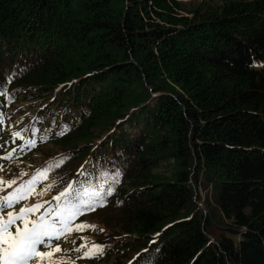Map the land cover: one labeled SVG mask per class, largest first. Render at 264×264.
Returning <instances> with one entry per match:
<instances>
[{"label":"trees","instance_id":"obj_1","mask_svg":"<svg viewBox=\"0 0 264 264\" xmlns=\"http://www.w3.org/2000/svg\"><path fill=\"white\" fill-rule=\"evenodd\" d=\"M257 61L264 0H0V180L17 181L0 195L62 161L16 205L39 215L69 184L86 203L119 170L105 206L72 224L105 232L76 230L59 264H103L109 247L75 249L121 236L128 264H264Z\"/></svg>","mask_w":264,"mask_h":264},{"label":"snow or ice","instance_id":"obj_2","mask_svg":"<svg viewBox=\"0 0 264 264\" xmlns=\"http://www.w3.org/2000/svg\"><path fill=\"white\" fill-rule=\"evenodd\" d=\"M11 82L12 77H7L6 83L10 84ZM0 96L7 97L9 101L12 99L8 97L7 88L3 86H0ZM2 115L0 114V125L3 124ZM12 137L15 142L17 138H21V133L13 132ZM26 146L34 147L35 141H27ZM0 158L10 160L12 152L10 151L6 156ZM59 163L37 170L31 179L19 184L8 194L0 195V264H33V262L43 264L45 260H48L49 264H53L54 253L62 251L59 244H54V241L66 238L74 230L73 221L82 212L85 210L95 211L97 207L105 206L107 197L112 194L115 185L120 181L121 172L117 170L114 175L108 178L110 182L106 188L101 185L89 193L90 198L86 203L82 200L80 191L69 184L66 189L53 198L56 201L55 206L51 202H46L48 207L39 215H36L37 212L44 208V205L40 203L32 207L22 206L17 212L16 205L35 193V188L39 183L37 177L46 178V174L54 167L59 166ZM0 170H2V166H0ZM22 175H26V173H22ZM105 175L107 176V174ZM16 184L15 179L7 182L0 180V193H4L7 188ZM86 227L94 229L95 226L80 224L75 226V230H83ZM85 247L86 245H82L75 249L77 252H82L80 258L98 259L104 253L103 245H93L87 251H84Z\"/></svg>","mask_w":264,"mask_h":264},{"label":"rangeland","instance_id":"obj_3","mask_svg":"<svg viewBox=\"0 0 264 264\" xmlns=\"http://www.w3.org/2000/svg\"><path fill=\"white\" fill-rule=\"evenodd\" d=\"M181 1H183V2H188V1H192V0H181ZM198 1H200V0H198ZM264 64V62H262V61H257V62H255V65L257 66V67H262V65ZM35 162H37V163H42V164H46V163H48V161H46V159L44 160V159H40L39 157H36L35 158ZM68 170L67 169H62L61 170V176H59L57 179H56V181L57 180H59V182L62 180V177L64 176V174L67 172ZM61 183V182H60ZM200 192H201V197L203 198V199H205L206 197H207V192L208 191H204V190H202V189H200ZM20 209V208H19ZM19 209H17V212L19 211ZM88 223V225L87 226H89V222H87ZM90 225H93V226H95L94 228H96V227H99V225H98V222H97V224L96 223H94V224H91L90 223ZM73 227V231L70 233V234H68L67 236H66V238H63V239H61L59 242H54V244H56V243H58L59 244V246H60V248L62 249V248H65V247H72V246H74V243H75V241H76V239L79 237V234L82 232H79V231H76L75 230V226H72ZM101 229H103L101 226L99 227V230L101 231ZM102 232H105V230L103 229V231ZM107 232V231H106ZM106 234V233H105ZM84 238H86V239H88V242L89 241H92V238H90V237H85L84 236ZM134 239V238H133ZM132 238H127V237H125V236H121V247H117V246H115L116 245V243L115 242H111V241H109V242H107V243H105V245H104V249L106 248V247H109V249H112L111 251H115V252H113L112 253V257H111V259L108 261H105V262H103V264H128V262H129V260L134 256L133 255V253H131L130 251H127L126 250V247L125 246H123L122 244H124V243H132V242H135L134 240H133ZM75 247V246H74ZM107 249V248H106ZM121 251V252H118V251ZM54 255L55 256H57L58 255V253H54ZM59 257V256H58ZM52 260H53V263H57V264H59V262L57 261V260H62L63 261V259L61 258H58V259H56V261H55V259L54 258H52ZM98 262V261H97ZM33 264H35V262H33ZM43 264H49V261L47 262V263H44L43 262ZM88 264V263H87ZM95 264H100V263H95Z\"/></svg>","mask_w":264,"mask_h":264}]
</instances>
